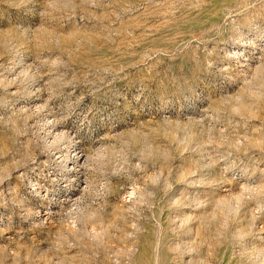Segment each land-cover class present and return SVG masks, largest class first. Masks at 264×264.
<instances>
[{"label":"rangeland","instance_id":"rangeland-1","mask_svg":"<svg viewBox=\"0 0 264 264\" xmlns=\"http://www.w3.org/2000/svg\"><path fill=\"white\" fill-rule=\"evenodd\" d=\"M0 264H264V0H0Z\"/></svg>","mask_w":264,"mask_h":264},{"label":"bare ground","instance_id":"bare-ground-1","mask_svg":"<svg viewBox=\"0 0 264 264\" xmlns=\"http://www.w3.org/2000/svg\"><path fill=\"white\" fill-rule=\"evenodd\" d=\"M75 158V162L78 164L79 163V167H82V165H83V159H82V157H80V156H78V154H76L75 156H74ZM81 169V168H80ZM73 201H74V199H70V200H68V202H72L73 203Z\"/></svg>","mask_w":264,"mask_h":264}]
</instances>
